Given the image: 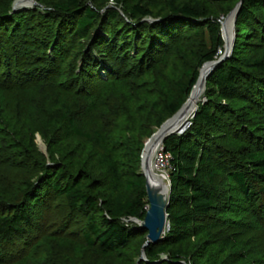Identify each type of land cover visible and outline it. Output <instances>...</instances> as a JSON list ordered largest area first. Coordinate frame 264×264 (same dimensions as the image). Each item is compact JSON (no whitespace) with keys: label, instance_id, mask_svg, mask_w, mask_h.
<instances>
[{"label":"trees","instance_id":"trees-1","mask_svg":"<svg viewBox=\"0 0 264 264\" xmlns=\"http://www.w3.org/2000/svg\"><path fill=\"white\" fill-rule=\"evenodd\" d=\"M212 1L221 7L232 8L236 0ZM241 1L236 25L245 30L243 36L254 40L256 45L262 44L263 49L256 58L239 59L234 54L216 67L206 85L221 99H235L262 107L264 20L261 17L264 0ZM141 4L142 0H131L125 20L112 8L100 10L77 0L59 1L45 10L16 12H12L11 0L0 1V96L18 93L28 99L37 92L56 90L67 98L75 97L77 101L68 107L58 105L47 109L50 123L56 126L63 142L78 139L95 142V147L86 155L74 157L71 165L45 166L34 181L23 183L22 190L10 203L0 202V262L10 259L8 247L16 246L17 239H23L27 245L34 237L42 213L53 196L64 198L70 216L83 218L82 241L89 248L97 247L104 256L120 253L133 240L147 233L131 221H143L147 211L145 178L140 174L144 143L140 140L128 142V136L132 134L128 125H116L111 130L95 124L102 94L108 87L114 93L132 87L136 76L147 79L150 76L147 71L141 74L136 70V66L141 67L142 58L148 63L161 56L167 52V45L177 43L188 31H207L210 35L212 49L198 56V65L214 61L218 49L223 46L217 17L226 11L210 13L201 2L178 3L174 0L167 4L166 12L153 16ZM35 13L44 20L43 25L39 19L31 26L29 16ZM147 18L155 22L150 23ZM9 26H12L10 34ZM33 28L35 33L29 32ZM41 28L46 31H37ZM72 41L80 43V49L70 56ZM135 50L138 65H128L131 51ZM64 55L68 60L63 58ZM197 78L198 71H189L185 82L176 83L175 94L164 92L166 98L161 106L155 103L158 108L156 126L160 127L179 111ZM206 96L209 98L198 104L186 132L171 135L163 142L162 148L170 156L171 167L166 209L169 230L158 244L145 249L148 261L139 264H182L180 260L187 241L212 235L205 222L224 195L217 183L219 174H224L233 186L227 192L231 201L225 206L228 208L225 213L238 206L240 194L250 207L261 201L258 209H262L264 151L249 153L242 147L232 149L234 147L227 142L232 141L231 135L242 132L241 125L238 120L228 119L232 109L212 101L207 93ZM135 106L133 103L129 109L138 115L143 110L141 106ZM136 118L133 117L135 122ZM116 128H122V133L113 134ZM98 162L105 165V172L94 177L97 171L94 164ZM234 193L238 196H233ZM212 248L216 249V264L229 253L239 254L242 262L252 258L255 264H264L263 252L261 257L249 254L240 257V251L248 249L247 243L233 236L214 243ZM160 254L168 258L160 260Z\"/></svg>","mask_w":264,"mask_h":264},{"label":"rangeland","instance_id":"rangeland-1","mask_svg":"<svg viewBox=\"0 0 264 264\" xmlns=\"http://www.w3.org/2000/svg\"><path fill=\"white\" fill-rule=\"evenodd\" d=\"M3 2V0H0ZM16 0H11V7ZM36 5L29 9L45 10L52 7L53 4L63 0H34ZM83 5H89L93 8L105 10L112 8L116 10L123 19L131 6V0H77ZM119 2V4L116 3ZM174 0H142V6L149 9L153 16H158L167 10V4ZM178 3L201 2L207 7L210 13L215 11H226L220 14L217 19L222 30L221 22H224L233 9L236 8L241 0H236L231 8L221 7L213 3L212 0H175ZM240 6V7H241ZM222 8V9H221ZM21 10H28L24 8ZM41 10V9H40ZM39 11V10H38ZM264 20V10L262 17ZM44 20L32 14L29 16L31 26L36 24L37 20ZM159 20V19H158ZM156 20V21H158ZM150 22V21H149ZM151 23V22H150ZM30 26V27H31ZM12 26L8 27L9 34ZM34 28L29 32L35 33ZM44 33V28L37 29ZM234 42L230 57L234 54L239 59L256 58L260 56L263 45H256L254 40L242 35L245 30L238 28L236 23L233 28ZM100 33V32H99ZM241 35V36H240ZM222 38V34H221ZM218 49L215 60L223 57L226 52L225 43ZM70 47V56L74 51L79 52L80 43L72 41ZM11 45V42H10ZM169 46V47H168ZM168 50L161 56L147 63L142 58L141 67L136 66L139 72L147 71L150 76L147 79L137 77V80L127 89L120 90L118 93L113 92L108 87L102 94L100 100V113L95 120V124L103 126L104 129L128 125L132 134L128 136V142L140 140L144 146L159 129L169 119L168 118L160 127L156 126L158 117V108L165 101L164 92L176 93V83L185 82L189 71L199 72L202 66L198 65V56L202 53L209 52L212 49L210 35L207 31L194 33V31L185 32L184 35L173 45H167ZM137 55L136 50L131 51L128 65L137 64L134 57ZM229 57V58H230ZM65 60L68 58L64 55ZM228 59V58H227ZM226 59V60H227ZM224 60V61H226ZM156 61V62H155ZM223 61V62H224ZM152 62L154 64H152ZM222 63V62H221ZM139 75V73H137ZM207 80V79H206ZM164 82L165 85H160ZM162 93V94H161ZM206 93L212 101L225 105L232 109V113L227 117L230 121H237L241 125L240 134L231 135L228 144L237 149L244 148L247 152L264 151V105L255 106L249 102H238V100L221 99L213 90L205 84L203 100L206 101ZM28 98V97H27ZM189 98V97H188ZM187 98V99H188ZM156 99V100H155ZM77 101V98L70 99L61 95L56 90L45 91L30 95V98L24 99L18 93H12L10 96H0V105L3 113L0 114V202L10 203L12 199L20 193L23 183L28 180L34 181L43 172L47 165L69 166L74 163V157L80 154H87L90 149L95 147V142H86L78 139L70 142L60 140V135L54 124L50 123L47 109L53 106L65 107L70 103ZM187 101V100H186ZM185 101V103H186ZM77 103V102H76ZM135 103V107H142V112L138 115L133 113L129 108ZM156 103V104H155ZM198 103V104H199ZM155 104V105H154ZM198 108V105H197ZM5 110V111H4ZM136 118V122L133 120ZM119 125V126H118ZM126 127V126H125ZM127 128V127H126ZM96 129V128H94ZM123 129L116 128L113 134H121ZM220 142V140H219ZM6 144V145H5ZM15 145V146H14ZM14 146V148H13ZM246 152V151H245ZM97 170L96 174L105 172V165L101 162L94 164ZM248 169L249 166L247 165ZM141 170V165H140ZM103 171V172H102ZM163 176L166 184H169V176ZM217 183L220 185L224 195L218 208L211 214V218L205 222V225L211 230L210 237H201L200 240L192 239L184 244V255L180 262L182 264H216V249L212 248L213 244H218L233 236L238 241H246L247 248L240 251V257L249 254L253 257H261L264 253V197L262 209L259 210L261 201L256 202L254 207H250L241 194L238 206L233 210L226 212L230 205L231 199L228 198V191L231 187L227 182L224 174H219ZM237 197L236 193L233 196ZM147 201L146 209H149ZM221 206H224L223 209ZM253 209L257 213L253 212ZM71 217V218H70ZM39 227L34 232V237L30 238L25 245L23 239L15 241L16 246L8 247L10 259L0 262V264H139L141 261L142 248L147 241V233L142 234L133 240L127 249L122 250L115 255H102L97 247L89 248L81 239V233L84 227V220L80 216L72 215L67 209L66 202L62 196H53L47 209L42 213ZM32 245V246H31ZM248 250V251H247ZM260 254V255H259ZM145 255V251H144ZM18 256V258H16ZM146 257V256H145ZM5 258V257H4ZM160 260H166L167 255L160 254ZM252 258H246L244 262L239 258V254H227V258L218 264H255ZM148 261V260H147Z\"/></svg>","mask_w":264,"mask_h":264},{"label":"water","instance_id":"water-1","mask_svg":"<svg viewBox=\"0 0 264 264\" xmlns=\"http://www.w3.org/2000/svg\"><path fill=\"white\" fill-rule=\"evenodd\" d=\"M36 5V2L34 0H16L12 6V12H16L19 11L21 9L24 8H33V6ZM241 3L238 4L236 6L235 9H233L232 13L230 15H228V17L226 18V20L224 22H221V34H222V38L224 40L225 43V48H226V52L225 55L221 58H219L218 60H214V61H210L207 62L205 64L202 65V68L199 72L197 81L195 83V85L193 86L191 93L193 92V89L195 88V86L198 84L199 79L201 76L204 77V86H203V92L205 91V84H206V79L210 76V74L216 69V67L223 62L224 60H226L227 58L230 57L231 52H232V48H233V42H234V25L236 23V18H237V14L238 11L240 9ZM147 21L150 22H155V20H152L151 18H147ZM231 20V25H230V40L229 43H226V39H225V34L226 32V24L227 22ZM189 95V96H190ZM188 96V97H189ZM203 100V95L200 98ZM185 103L182 105V107L179 109V111L168 121H166L161 127L160 129L149 139L147 140L142 155H141V170H140V174L145 178V185H146V195H147V201H148V206L149 209H147L146 214H145V218L143 221L137 220V219H131V221L133 223H135L141 230L147 232V241L145 243V245L142 248V255L140 260L141 261H145L147 262V259L144 255V251L147 247L151 246V245H156L160 242V240L164 237L166 231L169 230V222L167 221V214H166V209L169 205V193H170V183L168 184V188H167V193L164 199V203L162 205L161 209H158L152 202L151 197H150V193L148 190V186H149V181L155 179L153 170L150 169V165L152 164L153 158L155 153L157 152L158 149H160L163 145V142L165 141V139L171 135H182L184 132H186V130L190 127L191 125V121L195 116V113L197 111V107L194 110V112H192V114L190 116H188L184 123H182L181 125H169V123L172 121V119H174L176 116H178L184 109ZM155 135H159L158 139V143H156L157 145V149L154 150L152 148H149L150 142L152 141V139L155 137ZM155 172V170H154ZM157 173V172H156ZM167 221V226L164 229V225L165 222Z\"/></svg>","mask_w":264,"mask_h":264},{"label":"bare ground","instance_id":"bare-ground-1","mask_svg":"<svg viewBox=\"0 0 264 264\" xmlns=\"http://www.w3.org/2000/svg\"><path fill=\"white\" fill-rule=\"evenodd\" d=\"M230 25H231V20H229L226 24V32H227L225 34L226 43H229V40H230V30H229ZM203 86H204V77L201 76L198 84L195 86V88L193 89V92L187 99L183 111L178 116H176L174 119H172L169 125L171 126L177 125V124L181 125L182 123H184L185 119L188 116H190L192 112H194L198 103L200 102V98L204 94ZM158 137L159 135H155V137L150 142L149 148H152L154 150L157 149L156 143H158L159 141ZM150 167H151L150 169L153 170L155 179L149 181L148 190H149L150 197H151L153 204L158 209H161L164 203L166 193H167L168 184L165 183L162 175L154 172L152 164L150 165ZM166 226H167V221L165 222L164 229L166 228Z\"/></svg>","mask_w":264,"mask_h":264},{"label":"built area","instance_id":"built-area-1","mask_svg":"<svg viewBox=\"0 0 264 264\" xmlns=\"http://www.w3.org/2000/svg\"><path fill=\"white\" fill-rule=\"evenodd\" d=\"M152 166L155 172L165 176L171 170L170 156L164 152L162 147L155 153Z\"/></svg>","mask_w":264,"mask_h":264}]
</instances>
